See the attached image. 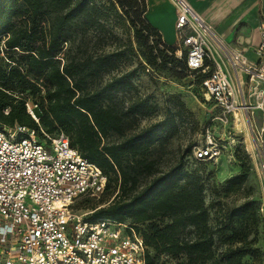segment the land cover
I'll return each instance as SVG.
<instances>
[{
  "label": "trees",
  "instance_id": "16d2710c",
  "mask_svg": "<svg viewBox=\"0 0 264 264\" xmlns=\"http://www.w3.org/2000/svg\"><path fill=\"white\" fill-rule=\"evenodd\" d=\"M117 9L130 24L147 70L180 68L193 73L199 86L205 75L189 71L184 53L178 59L176 48L165 45L146 22L145 0H108L107 6L95 0H0V130L19 125L39 136L40 128L66 134L81 156L107 175L105 191L112 186L116 192L107 205L92 209L93 218L130 223L146 247L145 264H157L160 255L177 259L176 264H244L245 257L257 259L260 251L250 238V227L256 225L254 202L211 227L202 177L193 168L200 161L192 159L190 145L174 165L138 189L141 179L155 171L145 154L175 134V115L167 113L125 136L136 119L151 110L147 99L131 101L125 108L116 100L118 93L133 89L134 71L103 82L102 76L117 67L120 53L67 56L78 29L102 26L107 11L116 14ZM176 105L179 116L192 115L181 102ZM112 135L120 140L107 142ZM246 178L241 163L240 172L225 183L233 187ZM218 246L223 248L218 251Z\"/></svg>",
  "mask_w": 264,
  "mask_h": 264
},
{
  "label": "built area",
  "instance_id": "2783aa9c",
  "mask_svg": "<svg viewBox=\"0 0 264 264\" xmlns=\"http://www.w3.org/2000/svg\"><path fill=\"white\" fill-rule=\"evenodd\" d=\"M175 2L180 34L175 55L184 53L187 69L205 75L199 90L222 122L242 115L253 131L264 178V42L255 51L258 62L249 63L222 43L186 0ZM39 130L41 136L19 125L0 130V264H145L146 247L130 223L75 209L81 198L103 195L107 175L63 132ZM220 153L221 144L206 131L191 157L214 160Z\"/></svg>",
  "mask_w": 264,
  "mask_h": 264
},
{
  "label": "rangeland",
  "instance_id": "374dc122",
  "mask_svg": "<svg viewBox=\"0 0 264 264\" xmlns=\"http://www.w3.org/2000/svg\"><path fill=\"white\" fill-rule=\"evenodd\" d=\"M95 1L99 5H108V0ZM107 12L109 17L107 21H100L102 26L90 28L87 32L78 29L73 34L67 56L95 57L110 52L120 53L117 67L102 76L103 82L125 72L134 71L133 89L118 93L116 100L125 108L131 101L147 99L151 110L149 115L138 117L125 136L161 120L167 113L175 115V122L178 125L175 134L167 140L156 142L145 154V157L154 164L155 171L153 175L141 179L138 189L147 184L152 176L174 165L186 147L190 145L192 150L194 146L204 144L205 133L209 131L215 141L221 144L220 156L193 165L202 177L209 225L214 228L231 211L254 202L256 225L250 227V238L254 239L253 247L259 249L260 254L255 260L245 257L243 261L244 264H264V178L256 154L252 129L245 123L242 115L237 119L230 117L227 123L222 122L219 110L203 98L195 84L196 77L193 73L180 68L161 72L150 68L147 70L130 24L119 9L116 14ZM176 49H179V46ZM176 57L182 59L178 55ZM177 101L181 102L192 115L182 113L179 116ZM258 113V111L254 113L256 122L261 118ZM119 140L120 137L112 135L106 141ZM241 163L247 169V178L242 184L229 187L225 180L240 172ZM115 194L111 186L99 199L81 198L75 209L85 212L105 206ZM253 221L251 217V226ZM221 248L223 247L218 246V251ZM176 262L177 259L169 255L157 257V264Z\"/></svg>",
  "mask_w": 264,
  "mask_h": 264
},
{
  "label": "crops",
  "instance_id": "0c3cea01",
  "mask_svg": "<svg viewBox=\"0 0 264 264\" xmlns=\"http://www.w3.org/2000/svg\"><path fill=\"white\" fill-rule=\"evenodd\" d=\"M186 1L222 43L234 51L242 52L249 63L258 62L260 57L255 51L264 42V0ZM145 4L144 18L160 33L163 43L175 48L179 46L180 34L175 28V0H145ZM240 77L246 82L244 75ZM244 88L246 90V86ZM256 124L259 125L260 121Z\"/></svg>",
  "mask_w": 264,
  "mask_h": 264
}]
</instances>
